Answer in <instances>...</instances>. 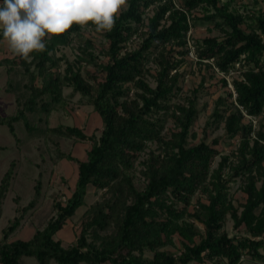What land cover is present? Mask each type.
Segmentation results:
<instances>
[{"label":"trees","instance_id":"1","mask_svg":"<svg viewBox=\"0 0 264 264\" xmlns=\"http://www.w3.org/2000/svg\"><path fill=\"white\" fill-rule=\"evenodd\" d=\"M177 1L126 0L114 27L103 32V46L98 49L86 39L74 61L57 57L56 50L82 28L97 27L91 21L73 24L62 34L46 33L47 48L30 53V61L16 54L0 60V66L19 61L30 79L27 98L17 101L13 113L0 114V125L14 135L18 157L41 138L57 146L61 139L91 140L83 159L61 153L77 163L75 185L64 201L54 195L53 214L45 224L27 239H10L28 220L21 212L2 228L0 264H25V256L40 264H240L244 256L264 262V10L258 9L249 24L231 10V0ZM196 22L212 25L220 35L192 39L197 57L212 63L186 92L187 35ZM136 34L141 42L129 49ZM62 59L67 66L61 71ZM212 64L223 75L221 88L237 66L242 77L232 78V91L218 95L199 133L196 126L207 107L200 100L210 88L205 83L214 74ZM76 93L100 116L99 135L77 125L50 126L52 111L65 108ZM246 116L258 119L256 131ZM218 130L222 133L210 138ZM16 162L0 181V218ZM237 180L243 193L239 199L232 193ZM91 188L101 196L80 219L76 240L64 246L55 236L84 205ZM33 192L25 209L40 198V181ZM228 216L236 230L247 233L230 235Z\"/></svg>","mask_w":264,"mask_h":264},{"label":"rangeland","instance_id":"2","mask_svg":"<svg viewBox=\"0 0 264 264\" xmlns=\"http://www.w3.org/2000/svg\"><path fill=\"white\" fill-rule=\"evenodd\" d=\"M177 1V0H176ZM226 0H222L225 2ZM178 4V1L176 2ZM231 10L235 13H240L246 17L247 23H252L251 17H253L258 9L264 10V0L256 3L254 0H231ZM202 10H197L198 15H202ZM153 12V6L148 9L149 15ZM247 24H244V27ZM247 27V26H246ZM212 25H208L205 22H196V24L190 25L188 32V47L190 52L187 55V62L183 69L187 70L186 80L184 82V90L187 92L192 86L198 85L202 79L203 73L207 72L206 63H212L211 60L200 59L197 57L194 46L193 38L204 37L208 34L220 35V31L212 29ZM104 30L97 31L96 27H84L81 30V34L73 38L70 44L66 46H59L56 50V56L65 55L70 61L76 60V57L81 53L80 45L86 39H91L94 45L102 47L105 41L103 36ZM82 42V43H81ZM141 42V34L133 35L128 42L129 49L136 48ZM99 49V48H98ZM98 49H94L96 55L101 59L104 58L103 54H100ZM15 53L13 49L9 47L8 41H0V60L4 57H9L10 60L14 57ZM10 60L0 66V114L9 115L15 111V106L18 100L23 102L29 95V89L26 85L29 84V74L25 72L24 66L18 63L12 65ZM13 66L11 70H8L10 66ZM82 65L90 70H94L92 64H88L85 61ZM67 66L64 59L61 60L59 70H63ZM151 72L155 73L156 64L150 63ZM213 72L212 78L205 83V86H210L208 93H206L200 100V104H206V110L201 115L199 122L196 126L199 133L207 115L212 111L214 101L220 93L225 91H232V78H241L243 69L237 66L236 70H232L230 75H226L228 85L224 88L220 87L219 80L223 75L218 71L217 67L212 64ZM147 80L152 86L155 85L153 77H148ZM218 85H217V84ZM184 91V92H185ZM185 92V93H186ZM64 93L67 95L71 93V88H66ZM264 120V114L260 117ZM246 120H252L254 130L259 127L258 119L246 116ZM50 126L57 124H68L82 126L88 135H99L101 132V118L93 110L92 106L87 104L85 99L76 93L67 103L65 108H57L52 111L49 117ZM222 131L218 130L214 132L210 138H213L217 134H221ZM201 135V134H200ZM91 145V140L67 138L61 139L60 144L54 145L52 142L45 139H37V142L29 143L28 147L18 157L17 150L18 145L15 141L14 135L10 132L6 125H0V181L5 171L10 167L12 161L16 162V176L12 179L8 193L3 202V213L0 218V240L3 236L2 228L9 223V219L18 216L21 212H24V219H28L24 226L19 227L10 237L27 239L32 235L34 228L42 226L53 214V198L55 194L64 201L72 192L75 180L77 176V163L74 160H69L61 155V153H70L73 157L83 159L86 156V152ZM230 150V147H226L225 151ZM219 158H217V161ZM15 163V162H14ZM139 178L136 179L138 181ZM40 181L41 184V196L37 200L34 208L25 209L24 207L34 197L33 185ZM232 193L234 197L239 199L243 196L242 191L239 189V180L232 185ZM101 196V191H97L91 188L86 196L85 203L81 206L76 213L67 221V223L60 229L56 238L62 241L64 246L72 244L80 231V219L84 216L88 207L93 204ZM236 203V202H235ZM24 208V209H23ZM225 229L230 235L234 234H246L245 230H236L233 227V222L228 216ZM169 249L177 250V246H168ZM264 253V249H262ZM25 264H40L38 260L33 256H25ZM49 264H58L52 260ZM81 264H86L82 262ZM109 264V263H107ZM190 264H198L192 262ZM240 264H264L263 261L252 259L248 256H244Z\"/></svg>","mask_w":264,"mask_h":264},{"label":"clouds","instance_id":"3","mask_svg":"<svg viewBox=\"0 0 264 264\" xmlns=\"http://www.w3.org/2000/svg\"><path fill=\"white\" fill-rule=\"evenodd\" d=\"M126 0H2L0 30L9 47L30 61L34 50L47 48L46 33L58 35L91 21L96 30L114 27V17Z\"/></svg>","mask_w":264,"mask_h":264}]
</instances>
